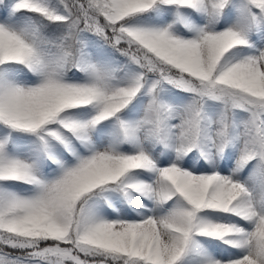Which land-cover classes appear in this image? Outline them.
Returning a JSON list of instances; mask_svg holds the SVG:
<instances>
[{
	"label": "snow or ice",
	"instance_id": "1",
	"mask_svg": "<svg viewBox=\"0 0 264 264\" xmlns=\"http://www.w3.org/2000/svg\"><path fill=\"white\" fill-rule=\"evenodd\" d=\"M0 264H264V0H0Z\"/></svg>",
	"mask_w": 264,
	"mask_h": 264
}]
</instances>
